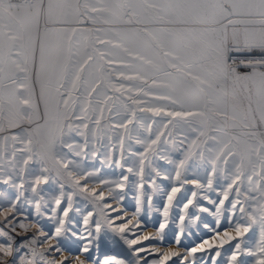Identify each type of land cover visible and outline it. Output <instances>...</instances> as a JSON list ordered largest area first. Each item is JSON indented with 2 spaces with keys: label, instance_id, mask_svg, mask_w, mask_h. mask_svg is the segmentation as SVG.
<instances>
[{
  "label": "snow or ice",
  "instance_id": "snow-or-ice-1",
  "mask_svg": "<svg viewBox=\"0 0 264 264\" xmlns=\"http://www.w3.org/2000/svg\"><path fill=\"white\" fill-rule=\"evenodd\" d=\"M0 264H264V0H0Z\"/></svg>",
  "mask_w": 264,
  "mask_h": 264
},
{
  "label": "rangeland",
  "instance_id": "rangeland-1",
  "mask_svg": "<svg viewBox=\"0 0 264 264\" xmlns=\"http://www.w3.org/2000/svg\"><path fill=\"white\" fill-rule=\"evenodd\" d=\"M128 203V206H129V210L131 211V203L130 202H127ZM149 231H153L154 229L152 227H149L148 229Z\"/></svg>",
  "mask_w": 264,
  "mask_h": 264
}]
</instances>
